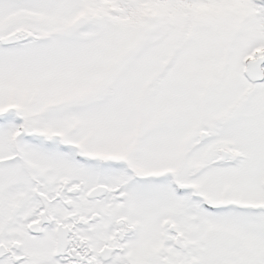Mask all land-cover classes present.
Here are the masks:
<instances>
[{
  "label": "snow or ice",
  "instance_id": "snow-or-ice-1",
  "mask_svg": "<svg viewBox=\"0 0 264 264\" xmlns=\"http://www.w3.org/2000/svg\"><path fill=\"white\" fill-rule=\"evenodd\" d=\"M0 264H264V0H0Z\"/></svg>",
  "mask_w": 264,
  "mask_h": 264
}]
</instances>
